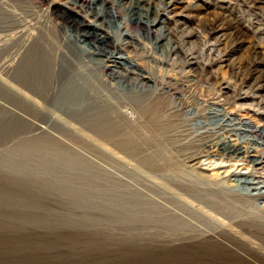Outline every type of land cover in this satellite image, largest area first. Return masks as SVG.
Returning a JSON list of instances; mask_svg holds the SVG:
<instances>
[{
	"label": "bare ground",
	"instance_id": "1",
	"mask_svg": "<svg viewBox=\"0 0 264 264\" xmlns=\"http://www.w3.org/2000/svg\"><path fill=\"white\" fill-rule=\"evenodd\" d=\"M174 1L0 0V90L7 102L20 106L50 102L51 108L61 110L62 116L70 120L69 124L88 133V137L94 138L100 147L105 149L108 146L113 152L133 160L140 174L157 176V192L149 187L148 190L155 192L153 197L168 205L154 198L150 200L139 189L133 190L136 193H131L127 201L98 198L100 222H113L110 225L115 228L117 222L123 224L144 218L140 212L151 208L155 212L164 210L172 215L159 219L166 228L173 230V227L180 226L178 237L201 235L204 240L189 238L190 242L198 244L204 241V246H210L216 252L228 251L230 247L222 241L229 242L236 236L249 239L246 234L258 235L264 241V206L259 211L253 210L257 202H264V126L239 120L231 111L209 109L196 112L186 109L184 103L172 105L171 97H181L188 84H184L181 78L171 83L165 72L159 73L169 80L159 81L146 65H139L147 53L128 54L132 42L141 41L140 32L147 39L153 38L154 48L152 45L151 52H148L150 55L154 49L163 47L167 40L163 33L164 16L166 18L168 6ZM22 3L27 4L26 12L29 13L23 17L16 14ZM151 9L153 17L149 16ZM112 16L117 17L121 24L118 37L111 34L106 26V18ZM84 17L89 18V24L85 23ZM222 21L209 27L208 33L223 30ZM65 23L75 27L78 41L88 46V54L102 57L101 65L95 63L92 56H85L86 50L79 47L82 44L78 46L68 40L63 34ZM111 38L115 43L110 42ZM242 41L238 40L214 60V64L220 62L221 67L226 66L230 53L237 50ZM167 44L162 50L163 57L155 58L165 71L173 67V62L166 57L176 52L167 48ZM107 46L109 48L105 50ZM135 48L132 46L133 50ZM251 50L254 55L258 54L254 46ZM192 61L190 55H186L182 65L186 74L183 76L196 77L195 62ZM253 65V73L258 72L253 89L264 91V76L261 75L264 56ZM208 67L211 69L212 66ZM4 72L6 76L17 79L32 94L11 87L3 76ZM132 75L145 86H150L148 93L118 85L116 78ZM208 83L215 85L218 91L232 88L229 80L216 76ZM244 83L240 84L235 98L253 96L249 91H243ZM251 110L264 114L260 108ZM209 117L218 120L215 127L207 122ZM37 145L44 152L76 153L70 146L50 136L40 138ZM103 151L101 153L104 154ZM99 168L102 172L100 185L102 188L107 185V195H113L116 177L112 173L106 177L104 168ZM0 180L6 182L0 186V193L7 195V201L15 200L17 194L33 200L56 190L43 179L26 175L0 173ZM158 187L166 194L161 195ZM100 194H103L102 190ZM94 197L97 198L91 193L89 201ZM66 220L75 224L82 222ZM243 246L246 245L241 243L236 247ZM231 250L235 252L233 249L229 252Z\"/></svg>",
	"mask_w": 264,
	"mask_h": 264
},
{
	"label": "rangeland",
	"instance_id": "2",
	"mask_svg": "<svg viewBox=\"0 0 264 264\" xmlns=\"http://www.w3.org/2000/svg\"><path fill=\"white\" fill-rule=\"evenodd\" d=\"M26 5L19 4L16 14L19 13L22 17L28 15ZM152 9L150 17L154 15ZM166 14L163 33L167 40L163 47L154 49L150 55L153 38L147 39L140 32L141 41L132 42L128 54L147 53L144 62L139 61V65H146L155 79L169 80L159 73L165 72L171 83L181 78L184 84H188L189 87L184 89L181 97H171L172 105L184 103L186 109L196 112L209 109L231 111L236 113L239 120H248L263 127L264 114L259 115L251 109L260 108L264 112V91L253 89L258 72L252 71L253 64L264 56V0H176L170 3ZM85 19V23L89 24V18ZM221 19L225 28L209 34L208 28L220 23ZM119 24L117 17L106 18L107 29L116 37L121 31ZM63 30L70 42H75L78 46L82 44L79 47L87 51L88 46L78 41L77 30L73 25L65 23ZM236 40H243L242 45L230 53L227 65L221 67L220 62L214 64V60L229 50ZM110 42L115 43V39L111 38ZM166 43L167 48L176 50L166 57V60L173 62V67H169L167 71L155 59L163 57L162 50ZM132 46L137 48L133 50ZM253 46L257 55L251 53ZM108 48L109 46L105 47V50ZM86 51L85 56H92V60L101 65V56L90 55ZM186 55H190L192 62H195L193 66L196 77L183 76L186 74L183 67ZM261 73L264 76V67ZM3 76L14 89L32 94L17 79L6 76L5 72ZM213 76L229 80L232 88L218 91L215 85L208 83L213 80ZM116 81L120 87L132 88L131 90L139 93H148L151 89L134 75L119 76ZM243 81L246 84L243 91H249L253 96L237 99L235 96ZM4 96L0 90V173L43 179L56 190L33 200L17 194L15 200L7 201V195L0 193V264H264L262 237L246 234L249 239H244L236 236L229 242L222 241L230 247L228 251L216 252L210 246H204V241L198 244L190 242L189 238L204 240L201 235L180 238V226H175L178 230L175 227L173 230L166 228L160 219L172 215L161 209L162 212L146 209L140 212L144 218L123 224L117 222L115 228L110 225L113 222H100L98 198L127 201L131 193H136L133 190L139 189L145 193V197L157 200L158 198L153 197L156 193L148 190L149 187L157 192V176L152 173L140 174L137 171L139 167L133 160L113 152L108 146L105 149L100 147L94 138L88 137V133L69 124L70 120L65 115L62 116L61 110L51 108L50 102L44 103L46 106L41 104L44 101L31 107L20 106L7 102ZM53 113L60 119L53 117ZM207 122L215 127L218 120L209 117ZM44 136L70 146L76 153L67 155L41 151L37 144ZM262 143L264 145V141ZM99 166L108 173L105 174L106 177H110L111 173L116 177L113 195H107V185L104 184L103 188L100 185L102 172ZM5 183L0 180V186ZM158 188L161 195L166 194L161 187ZM91 193L97 198L94 197L90 202ZM157 201L168 205L162 199ZM256 206L253 210L259 211L264 202H257ZM143 207L148 208L140 206ZM66 219L82 222L69 223ZM241 243L246 246L237 248ZM230 249L235 252H229Z\"/></svg>",
	"mask_w": 264,
	"mask_h": 264
},
{
	"label": "trees",
	"instance_id": "3",
	"mask_svg": "<svg viewBox=\"0 0 264 264\" xmlns=\"http://www.w3.org/2000/svg\"><path fill=\"white\" fill-rule=\"evenodd\" d=\"M8 235H10V234H8Z\"/></svg>",
	"mask_w": 264,
	"mask_h": 264
}]
</instances>
